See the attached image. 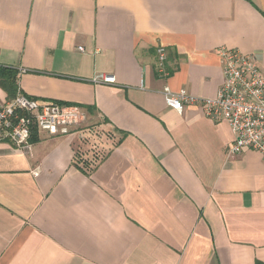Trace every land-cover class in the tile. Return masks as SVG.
<instances>
[{
  "label": "crops",
  "instance_id": "crops-1",
  "mask_svg": "<svg viewBox=\"0 0 264 264\" xmlns=\"http://www.w3.org/2000/svg\"><path fill=\"white\" fill-rule=\"evenodd\" d=\"M222 46L264 72V0H0V65L28 69L21 92L103 132L0 141V264H264V157H229L226 121L165 100L215 96ZM78 154L100 163L87 174Z\"/></svg>",
  "mask_w": 264,
  "mask_h": 264
},
{
  "label": "built area",
  "instance_id": "built-area-1",
  "mask_svg": "<svg viewBox=\"0 0 264 264\" xmlns=\"http://www.w3.org/2000/svg\"><path fill=\"white\" fill-rule=\"evenodd\" d=\"M83 50V47H79ZM224 81L215 96L198 97L186 89L173 91L164 88L166 103L178 111L185 105L199 104L204 115L213 121H226L233 135L227 149L229 157L246 149L259 152L264 157V72L254 53L238 48H218ZM158 69L164 75L167 49L157 48ZM26 68L18 70V79ZM92 81L111 83L113 75L99 73ZM88 119L86 111L75 104L58 101H41L30 98L21 91L11 100L0 101V141H10L21 149L31 145L32 125L51 135L71 133Z\"/></svg>",
  "mask_w": 264,
  "mask_h": 264
},
{
  "label": "trees",
  "instance_id": "trees-1",
  "mask_svg": "<svg viewBox=\"0 0 264 264\" xmlns=\"http://www.w3.org/2000/svg\"><path fill=\"white\" fill-rule=\"evenodd\" d=\"M18 80L19 79H18V69L17 68L0 65V88L6 92L8 100H11L14 97H16L18 92L21 91L19 88ZM29 97L37 99L35 97H31V96ZM31 128H32V133H31L30 141L31 143H34L39 140V134H38L39 130L35 124L32 125ZM80 156L81 154L76 155L77 157L76 165L80 167L79 163H82V167L80 168L87 174L91 173L100 163V161H98L99 157L95 161H89Z\"/></svg>",
  "mask_w": 264,
  "mask_h": 264
},
{
  "label": "rangeland",
  "instance_id": "rangeland-1",
  "mask_svg": "<svg viewBox=\"0 0 264 264\" xmlns=\"http://www.w3.org/2000/svg\"><path fill=\"white\" fill-rule=\"evenodd\" d=\"M0 93H1V91H0ZM1 97V96H0ZM6 100H8L7 99V97L5 98ZM0 101H1V99H0ZM81 129H86V131L84 132L85 134H87L84 138H83V143H84V145H89V146H92L94 143L92 142V138H94L95 139V136L96 137H101L102 136V134H103V132L100 130V129H98L97 128V124H96V122H94L93 120H86L83 124H82V127H81ZM105 134V133H104ZM108 134V133H107ZM81 148H82V150H80V151H82V152H84V153H86V152H88L87 150H86V148H84V146H82V144L81 145H79ZM80 157H82V155L80 156Z\"/></svg>",
  "mask_w": 264,
  "mask_h": 264
}]
</instances>
